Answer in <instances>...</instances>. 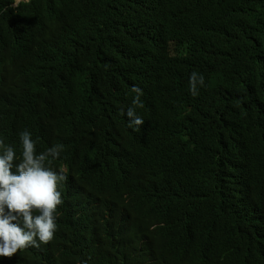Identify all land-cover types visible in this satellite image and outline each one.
<instances>
[{"label": "trees", "instance_id": "1", "mask_svg": "<svg viewBox=\"0 0 264 264\" xmlns=\"http://www.w3.org/2000/svg\"><path fill=\"white\" fill-rule=\"evenodd\" d=\"M130 51L159 68L139 76L138 131L122 109ZM194 71L206 85L195 97ZM21 127L75 164L60 215L145 195L116 182L122 152H140L135 188L161 185L152 211L131 205L122 222L144 229L140 264H264V0H0V134L17 145ZM112 236L127 242L116 226Z\"/></svg>", "mask_w": 264, "mask_h": 264}, {"label": "clouds", "instance_id": "2", "mask_svg": "<svg viewBox=\"0 0 264 264\" xmlns=\"http://www.w3.org/2000/svg\"><path fill=\"white\" fill-rule=\"evenodd\" d=\"M27 1L14 0V6ZM129 56L136 62L128 70L133 97L122 109L129 119L128 126L138 131L144 124V119L138 116L144 107L143 84L139 76L151 77L159 68L149 59L140 65L136 51H130ZM188 83L193 97L206 86L204 76L195 71L190 74ZM31 113V109L23 108L20 123ZM21 128L17 145L6 143L0 134V257H19V264H128L123 255L127 250L133 256L132 264H140L133 249L139 239L146 237L144 229L135 224L123 228L122 222L131 205L152 211V202L161 192L160 184L135 188L136 180L146 166L140 152L135 148L122 152L116 165V182L129 191L142 190L145 195L129 199L121 206L108 200L93 199L72 216L60 215L57 211L63 204L61 184L71 178L75 164L72 166L65 161L67 153H61L62 144L39 151L35 130ZM219 142L218 133L213 146ZM56 161H59L57 169L53 166ZM85 169L88 167L83 162L78 170ZM114 226L124 231L127 242L123 245L112 236ZM247 233L256 240V232ZM124 245L127 246L123 248ZM29 247L35 248L33 255L23 252L19 256ZM97 254L103 257L100 259Z\"/></svg>", "mask_w": 264, "mask_h": 264}, {"label": "bare ground", "instance_id": "3", "mask_svg": "<svg viewBox=\"0 0 264 264\" xmlns=\"http://www.w3.org/2000/svg\"><path fill=\"white\" fill-rule=\"evenodd\" d=\"M136 182H137L138 184L141 183V182H142V178L137 179Z\"/></svg>", "mask_w": 264, "mask_h": 264}]
</instances>
